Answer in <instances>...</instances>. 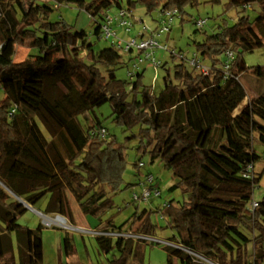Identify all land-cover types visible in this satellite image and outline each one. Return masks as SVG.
<instances>
[{"label":"trees","instance_id":"trees-1","mask_svg":"<svg viewBox=\"0 0 264 264\" xmlns=\"http://www.w3.org/2000/svg\"><path fill=\"white\" fill-rule=\"evenodd\" d=\"M223 1L224 14L233 11L234 22L223 19L215 32L193 42L209 73L191 71L171 56L178 61L173 78L166 69L163 89L156 95L151 86L142 84L144 70L133 81L115 77V71L126 65L122 52L112 45L95 52L85 31L51 20L57 10L54 4L83 10L85 0H0V181L31 207L46 199L38 211L42 215L71 219L68 192L84 217L99 219L115 207L113 196L138 186L123 179L128 149L133 148L137 160L144 155L150 163L160 160L172 174L168 193H180L179 199H170L154 212L160 209L174 231L171 242L212 264H261L264 196L253 213L248 206L259 182L253 134L264 136V66L248 67L244 55L264 47V0ZM109 3L100 0L91 10L96 37L100 38ZM138 3L148 14L176 11L183 23L187 9L199 7L201 0H128L129 7ZM257 9L253 16L246 14ZM200 31L196 28L194 33ZM24 42L34 54L15 63L16 46ZM227 51L233 61L231 77L224 80ZM160 67L165 69L166 63ZM248 74L253 78L252 98L240 83ZM52 85L61 92L50 98L45 88ZM104 105L110 107L116 127L123 132L135 129L137 135L122 141L108 139L103 121L94 114ZM36 117L51 139L45 138ZM215 135L221 139L215 140ZM20 161L36 173L8 166ZM25 211L0 188V264H40L34 255L33 231L17 223ZM152 213L135 207L122 224L114 225L110 219L98 232L115 233L114 229L127 226L133 234L154 236ZM11 233L18 241V262L3 246V238ZM95 239L103 254H117L108 264L142 259L140 242L101 235ZM66 245L70 252L68 238ZM167 252L180 264H202L179 249L167 248Z\"/></svg>","mask_w":264,"mask_h":264},{"label":"rangeland","instance_id":"rangeland-1","mask_svg":"<svg viewBox=\"0 0 264 264\" xmlns=\"http://www.w3.org/2000/svg\"><path fill=\"white\" fill-rule=\"evenodd\" d=\"M85 1L87 6L83 10L72 5H62L53 13L51 20H63L67 24L73 25L77 30L85 31L87 33V40L94 44V51L99 52L110 46L109 41L107 42L104 39L93 35L95 23H93L90 14L92 8L97 5L100 0ZM224 2L225 1L223 0H201L199 7L187 9V15L184 17L185 22L180 23V19H177L174 22L170 33L162 35L159 38V41L161 43H167L169 46L181 50L184 52V54H186V56H190V54L194 52L193 42L201 41L204 33L212 34L215 32L217 26L222 23L223 19H226L231 24L234 22L233 11H228L226 14H224L225 9L222 6ZM109 4L110 7L104 12L114 16L119 6L123 9H130L133 19L135 20V24L131 32L127 35L124 34V30L119 26L114 27L113 30L116 32L117 37L119 38L130 39L133 38L137 31L141 30L142 27H146L150 32L159 25V10L148 14L146 13V9L142 4L138 3L133 7H129L128 0H110ZM258 11L259 9H257V12L249 11L246 14L253 16L257 14ZM96 19L99 18L96 17ZM196 20L207 21L206 25L201 29L202 31L198 33H194V30L196 29L194 23ZM139 21H141V23ZM33 54L34 51L30 49L28 42L18 44L16 46V53L13 61L15 63H20ZM136 54L137 52L135 50L129 54L122 52L123 61L126 62V65H123L121 68L115 71V77L118 80H134V77L130 78L128 76V71L131 69L132 64L134 63L133 58ZM154 58L156 61H160L162 64L166 63L165 69H162L161 67L156 68L151 64V62L143 63L140 68L144 70L142 84L145 86H151L153 88L154 94L158 95L163 89L162 78L167 74L165 70L168 69L170 77L173 78L174 66L178 64V61L171 59V55L164 51H157L154 54ZM244 59L248 67L264 66V47L252 53L245 54ZM42 61L46 62L47 58H43ZM247 91V96L249 97V88ZM60 92L61 90L59 86L52 85L45 88V94L50 98L59 95ZM11 94L12 96L14 95L13 92ZM2 96L3 95H0V98ZM94 114L103 121V125L107 131L108 139L110 136H114L116 140L122 141L132 133L133 135H137L135 129L131 132H123V129L116 127L112 123L110 117L111 109L108 105H104L101 108L96 109ZM79 120L81 123L84 122L82 116L79 117ZM36 122L41 130H43L45 138L51 139L50 135L44 129L43 124L38 117H36ZM135 139H138V136H135ZM214 139L216 140L221 138L219 135H215ZM136 142L137 140L133 141L132 146L136 144ZM253 149L254 152L259 156V160L255 164V173L259 179V182L253 194V198L258 202L264 196L263 135L258 133L253 134ZM137 159L138 157H136L135 150H133V148H129L127 159L128 165L123 175V179L126 184L135 185L138 183L140 174L145 175L147 173H151L156 178L157 184H159L161 195L157 198H151L146 204L132 203V193L139 192V187L134 186L113 196L115 207L111 211L101 216L99 219H94L91 217H84L72 196L66 192V198L69 202L71 211V219L61 216L64 219V224L58 223L56 222L57 220H55L57 216L60 215L48 214L43 216L38 212L39 210H43V204L45 203L44 200L40 203V205L38 204L32 207V209L26 210L22 215L19 216L17 223L33 231L35 258L40 264H108L107 260L111 259L113 255L117 254L113 252L105 255L99 250V246L97 245L95 238L99 237L100 235L98 233L93 234L94 228L97 231H103L106 229V221L110 219L114 225L119 226L131 216V214L135 211V207H137L140 211L145 208L153 212L151 214V220L156 225L154 236H152L153 238L164 242H171L170 240L174 235V231L167 227V220L160 213V206L164 202H167L170 199L177 200L180 197L179 191L174 193H168L167 191L168 187L173 183L171 171L165 169L162 166L160 160L150 163V158L148 155L142 156L140 160ZM136 162H142L144 164L140 174H137L135 169L134 164ZM8 166L21 171L28 170V164L23 161L11 162ZM33 172L36 173L35 170ZM0 188L8 193L1 185ZM10 197L14 199L11 194ZM22 201L26 203L25 200L22 199ZM156 208H160L158 213H154ZM159 216H162L164 219H160ZM97 224L98 226H96ZM114 230L125 235L130 232L127 226H124L121 231H118L117 229ZM110 237L112 238V236ZM122 237L121 239H128L133 242L141 243L142 259L139 262L130 260V264H168V261L171 264H180L176 258L168 254L167 248L171 250L179 249L188 255L193 261L202 264H208L198 255L190 254L187 251L182 250V246L175 242L171 243L181 248L167 245L158 241H148L149 239L139 240L134 237ZM67 238L69 239V242L72 246V250L70 252L68 251L66 245ZM112 240H114V238H112ZM3 246L6 250H8L9 253H12L16 262H18V241L14 233L9 234L8 236L6 235V237L3 238ZM261 264H264V260L261 262Z\"/></svg>","mask_w":264,"mask_h":264},{"label":"built area","instance_id":"built-area-1","mask_svg":"<svg viewBox=\"0 0 264 264\" xmlns=\"http://www.w3.org/2000/svg\"><path fill=\"white\" fill-rule=\"evenodd\" d=\"M61 7L60 4H54V9H59ZM179 19V14L176 11H170V10H163L160 12V20L159 25L153 30L148 31L146 27H142L141 30L137 31L135 36L130 39H123L117 37L116 32L113 30L115 26H119L124 31V34L127 35L131 32L135 20L133 19L132 13L130 9H123L121 7H118L116 14L110 15L107 12L103 14V20L101 22L100 26V38L104 39L105 41H109L110 45H112L115 49L119 50L123 53H130L132 51H136L137 54L134 56L133 60L134 63L132 64L131 69L128 71V76L133 77L138 72H140L142 69L140 68L141 65L145 62H151L154 67L159 68L161 66L160 61H156L154 58V54L157 51H164L169 53L172 57H175L177 60L182 61L185 63L186 67L189 70L196 71L198 73H201L202 75H207L209 73L210 67L209 65L201 58L199 54L196 52H192L190 56H186L184 52L178 51V49L169 46L167 43L160 42L159 38L162 35H166L170 33L172 26L174 25V22ZM137 22V21H136ZM141 23V21H139ZM206 20H196L195 27L197 29H202L206 25ZM233 61V54L229 51L225 54V60H224V66H223V75L224 80H227L231 77L230 75V66L231 62ZM238 80V78H236ZM101 137L106 136L105 130H101L100 132ZM138 169H142L144 167V164L142 162L137 163ZM252 169V167H251ZM141 176V177H140ZM138 180V187L139 192H133L132 193V203L133 204H146L151 198H157L160 197L161 191L159 188V184H157L156 178L151 174L147 173L145 175H140ZM167 202H164L160 208H163L166 205ZM258 207V202L255 201L253 198L252 201L249 203L248 210L249 212L253 213L255 209ZM160 219L162 216H159ZM63 219L60 217H57L55 220ZM64 221V219H63ZM94 233H98L101 236H107L112 238H121L122 236H128L134 237L137 239H149L148 241H158L162 242L167 245H172L177 248V245L172 244L171 242H164L160 241L158 239L153 238L152 236L147 235H137L133 233H127V235L123 233H102L95 231ZM111 238V237H110ZM123 238V237H122ZM184 251L189 252L188 250L181 248Z\"/></svg>","mask_w":264,"mask_h":264},{"label":"crops","instance_id":"crops-1","mask_svg":"<svg viewBox=\"0 0 264 264\" xmlns=\"http://www.w3.org/2000/svg\"><path fill=\"white\" fill-rule=\"evenodd\" d=\"M253 80V78L251 77V75H244L242 78H241V80H240V83H241V85L244 87V89H245V91H246V93H248V91H247V89L249 88V92H250V95H249V98H252L253 97V95H254V91H253V89L252 88H250V86H249V83L251 82ZM28 168V170H24V172H26V173H34L33 172V170H31L29 167H27ZM17 170H19V169H17ZM21 171V170H20ZM8 192V191H7ZM9 196H10V193L8 192L7 193ZM12 196V195H11ZM44 201H45V203H46V199H43ZM42 200V201H43ZM41 201V202H42ZM40 202V203H41ZM40 203H39V205H40ZM45 203L43 204V207H44V205H45ZM26 210H28V209H26ZM33 248H34V240H33ZM34 255H35V253H34Z\"/></svg>","mask_w":264,"mask_h":264},{"label":"water","instance_id":"water-1","mask_svg":"<svg viewBox=\"0 0 264 264\" xmlns=\"http://www.w3.org/2000/svg\"><path fill=\"white\" fill-rule=\"evenodd\" d=\"M1 186L8 191L17 201L20 205H22L25 209H32V207L29 204H26L24 201H22L20 198L16 197L9 189L5 187V185L0 181ZM44 216V215H43ZM62 218L61 216H57Z\"/></svg>","mask_w":264,"mask_h":264},{"label":"bare ground","instance_id":"bare-ground-1","mask_svg":"<svg viewBox=\"0 0 264 264\" xmlns=\"http://www.w3.org/2000/svg\"><path fill=\"white\" fill-rule=\"evenodd\" d=\"M1 185V184H0ZM56 222H58V223H61V224H64V221H63V219H58ZM188 253H190V254H193V253H191V252H188ZM199 256V255H198ZM201 259H203L205 262H207L208 264H212L210 261H207V260H205L204 258H202L201 256H199Z\"/></svg>","mask_w":264,"mask_h":264}]
</instances>
